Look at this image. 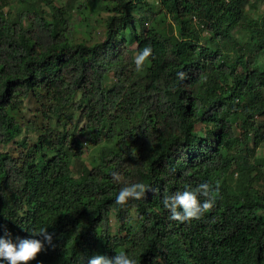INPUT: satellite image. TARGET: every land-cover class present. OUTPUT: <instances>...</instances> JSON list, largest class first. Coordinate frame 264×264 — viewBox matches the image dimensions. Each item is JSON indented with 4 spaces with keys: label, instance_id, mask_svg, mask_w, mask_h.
Here are the masks:
<instances>
[{
    "label": "trees",
    "instance_id": "1",
    "mask_svg": "<svg viewBox=\"0 0 264 264\" xmlns=\"http://www.w3.org/2000/svg\"><path fill=\"white\" fill-rule=\"evenodd\" d=\"M57 1L21 0L13 21L0 0V237L46 227L31 264H264V159L248 161L264 145V16L244 14L264 0ZM137 182L145 197L117 206ZM201 183L218 186L211 211L170 220L163 198Z\"/></svg>",
    "mask_w": 264,
    "mask_h": 264
},
{
    "label": "clouds",
    "instance_id": "2",
    "mask_svg": "<svg viewBox=\"0 0 264 264\" xmlns=\"http://www.w3.org/2000/svg\"><path fill=\"white\" fill-rule=\"evenodd\" d=\"M151 56V46H145L140 50L134 59L136 71H143ZM177 77L183 81L187 78V74L181 71L177 73ZM113 178L117 182L121 179L118 173H113ZM148 190L149 188L143 182L126 184L116 195L115 204L123 207L129 200H141ZM218 192V186L213 189L209 183H201L194 189L186 188L182 192L165 196L162 205L170 214L169 219L172 221L185 223L200 220L214 207ZM201 197L204 198L203 202H201ZM31 236L34 238H17V242L14 243L10 234L5 232V235L0 237V261L4 264H31L44 250L45 244H52L53 235L47 231L46 227L33 231ZM88 264H137V261L125 252H120L111 258L106 255H94L89 259Z\"/></svg>",
    "mask_w": 264,
    "mask_h": 264
},
{
    "label": "rangeland",
    "instance_id": "3",
    "mask_svg": "<svg viewBox=\"0 0 264 264\" xmlns=\"http://www.w3.org/2000/svg\"><path fill=\"white\" fill-rule=\"evenodd\" d=\"M68 1L69 0H58L56 2V5L67 3ZM79 2L82 3L83 1L79 0ZM251 2H252V0L249 1V3H251ZM146 3H148V5H150V6L154 7V8L157 6L156 3L153 0H146ZM21 6H22L21 0H11V4L7 8V10H5V11L9 12L8 17L11 18L13 21H19L18 13H19V10H20ZM155 9H157V8H155ZM143 11H144L143 9L140 10L141 13ZM84 13H85L84 10L82 9L81 11H79V8H76V9L71 11L70 16H71V19H72L71 20L72 25H74V27H77L75 29V32H76V34H74L75 37H76L77 33H79V38H81L83 36V32H84L85 28L82 27V26H79L77 24L80 21V18H82ZM244 14L246 15V17H249V18H255L256 19L258 17H262V16H264V4L262 2H258L256 4L255 8H252L250 6H246ZM100 16L101 17H105L106 14H102ZM231 33L234 36L235 40L239 41V42H240L239 38L246 35V32H244V30L239 28V27H236ZM206 35H208V34H206ZM94 37L97 38V39H99L101 37V29H99L97 31V33L94 32ZM245 39H246V41H248L247 37ZM259 64L260 65H262V64L264 65V59L263 58H261L259 60ZM111 81H112V78L108 79L106 83L108 84ZM25 103L26 104H25V109L23 111V114L29 116L30 113H31L30 112V109H31L30 106L31 105L28 102H25ZM28 136L30 138H34L33 134H28ZM21 137L22 136H20L17 139V141L20 140ZM83 140H84V138H83ZM102 145L103 144H101L100 146H98L96 148H90L89 152L87 150V153L85 154V156L83 158L84 162L87 163V161H88V158L86 156L87 154L90 157L91 156H93V157L97 156L99 151H100V149H101V147H102ZM16 149H17V145L14 144V143L2 148L3 151H11V152L15 151ZM248 150H253L254 151L253 154H252V152H250V154H248L249 163H251L252 160L255 159V158L256 159H260V160L264 159V145L263 144H261L260 146L255 147V149L253 148L252 144H249ZM111 221H112L111 223H112V226H113L112 230L114 232H116V230L118 229L117 222L115 221V219L113 217L111 218Z\"/></svg>",
    "mask_w": 264,
    "mask_h": 264
}]
</instances>
